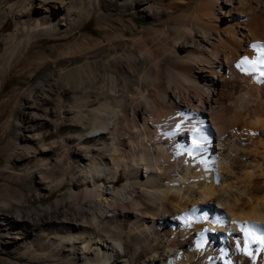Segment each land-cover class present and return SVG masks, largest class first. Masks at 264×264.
Here are the masks:
<instances>
[{"label":"bare ground","instance_id":"bare-ground-1","mask_svg":"<svg viewBox=\"0 0 264 264\" xmlns=\"http://www.w3.org/2000/svg\"><path fill=\"white\" fill-rule=\"evenodd\" d=\"M1 6L18 24L7 69L34 39L66 40L35 60L56 72L6 145L9 177L52 184L34 186L40 208L1 197L0 223L28 227L10 264H264V0Z\"/></svg>","mask_w":264,"mask_h":264},{"label":"rangeland","instance_id":"rangeland-1","mask_svg":"<svg viewBox=\"0 0 264 264\" xmlns=\"http://www.w3.org/2000/svg\"><path fill=\"white\" fill-rule=\"evenodd\" d=\"M128 17V14H126ZM140 23V22H139ZM4 24V29L1 26ZM18 24L12 13L6 6L0 7V204L2 196H10L9 201L19 202L27 207L40 208L41 193L40 190L34 188L35 185L39 186H51L48 181H41L39 176L34 177V181H27L25 178L9 177V170L7 169V150L6 145L9 141L15 140V129L17 121H27L28 115H31L35 111L30 106L23 103V97L30 88L35 85L47 75V73L56 72L55 64L50 63L49 69H37L35 60L45 51H49L56 47L65 39H57L51 37L38 38L31 41L30 44L24 46L20 53L15 56V60L20 61L25 55L22 64L12 69H7L5 66L6 60L2 55L5 53L7 44L4 40V34L13 32L17 29ZM98 22L96 15L94 18L86 24V27L82 29L85 34L97 35ZM25 33V32H24ZM81 34V32H78ZM4 70V72H3ZM3 72V73H2ZM78 74V71H74L68 75V77H74ZM27 132V131H26ZM214 136V134H213ZM210 137L209 139L213 138ZM214 146V144L212 145ZM20 159V156H17ZM252 160L255 156L250 157ZM13 160V159H12ZM18 161V160H16ZM14 162V160L12 161ZM18 163V162H17ZM16 163V164H17ZM255 163V162H254ZM7 171V172H6ZM120 183V182H119ZM71 184L67 183L63 190L54 191L50 198L49 203L55 201L56 198L70 190ZM21 200V201H19ZM22 228L28 229L27 226H18L14 229L8 228L5 224L0 223V264H10L7 258V251L12 252L13 247L17 240H21L22 234L17 231H21ZM25 229V230H26ZM18 233V234H17ZM124 253L118 258V264H124ZM97 264V263H95Z\"/></svg>","mask_w":264,"mask_h":264},{"label":"snow or ice","instance_id":"snow-or-ice-1","mask_svg":"<svg viewBox=\"0 0 264 264\" xmlns=\"http://www.w3.org/2000/svg\"><path fill=\"white\" fill-rule=\"evenodd\" d=\"M253 47H256V45H253ZM259 63L264 64V58H258ZM246 63H248V58L244 57L238 64L237 67L241 68L242 71L246 70L243 65H245ZM264 242V241H262Z\"/></svg>","mask_w":264,"mask_h":264}]
</instances>
